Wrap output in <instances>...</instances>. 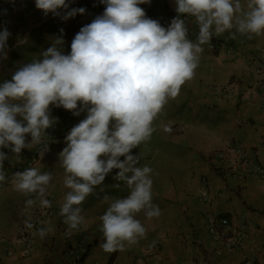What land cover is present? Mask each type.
<instances>
[{"label":"clouds","instance_id":"obj_1","mask_svg":"<svg viewBox=\"0 0 264 264\" xmlns=\"http://www.w3.org/2000/svg\"><path fill=\"white\" fill-rule=\"evenodd\" d=\"M99 2L105 5L103 13L74 35L70 52L64 51L61 28L46 50L15 70L10 80L0 82V187L8 178L4 161L9 157L2 149L9 148L19 156L22 149L43 143L42 158L49 145L46 130L60 137L68 131L64 129L67 113L79 116L86 111V117L65 136L66 146L58 154L67 189L59 214L69 229L86 226L81 205L118 169L113 179L125 182L130 192L112 200L99 217L104 237L101 247L116 251L145 236L146 228L137 213L145 210L149 218L161 215L152 200L153 169L138 166L140 155L131 150L151 138L154 121L194 76L203 45L213 36L226 31L232 38L237 34L248 39L264 36V0H174L177 15L167 27L148 17L140 6L151 0ZM35 6L44 15L51 13L61 20L86 12L84 7H70V0H35ZM190 17L199 27L195 42L188 35ZM10 36L7 27L0 30V59L8 57ZM26 43L27 37L17 40V46ZM56 107L63 108L59 111L65 116L52 115L51 109L57 112ZM56 121L61 124L53 128ZM164 130L171 128L165 126ZM22 157L21 161L27 156ZM17 169L12 174L14 189L34 194L25 203L26 211L37 203L41 209L51 207L46 197L52 173L39 167ZM24 224L33 229L30 214ZM41 224L44 226L33 235L43 239L53 226Z\"/></svg>","mask_w":264,"mask_h":264},{"label":"crops","instance_id":"obj_2","mask_svg":"<svg viewBox=\"0 0 264 264\" xmlns=\"http://www.w3.org/2000/svg\"><path fill=\"white\" fill-rule=\"evenodd\" d=\"M227 46L234 48L235 56L226 54ZM220 54L224 61H216L210 66L213 85L209 89L229 85L232 92L222 97L213 94L211 89L208 92L214 103V114H211L213 131L206 151L214 150L223 142L237 140L252 148L264 165V104L261 103L264 97V36L248 39L237 34L236 38L222 44ZM253 61L261 67L259 75L255 73ZM46 131L48 133V129ZM208 155L203 174L194 186L196 189L188 207V223L184 222L178 230H174L170 220L165 226L168 234L161 233L163 228L155 224L152 226L155 233L149 238L142 237L141 246L137 242L136 246L126 245L130 250L106 251L101 247L104 240L101 221L98 222L101 215L91 218L83 211L87 225L78 230L69 229L59 214L61 204L57 202L43 209L40 215L43 218L31 216L33 229L25 228L24 221L28 215L17 226L13 220L0 219V264H69L70 251L79 242L89 244L82 264H190L197 259H204L209 264H264V179L225 176L217 169L211 153ZM203 180L208 182L209 188L206 200L198 197ZM2 183V186L6 184ZM114 184L95 189L81 205L82 209H87L94 197L117 193L112 190L116 189ZM10 186H13L12 182ZM210 214L226 216L233 233L245 222L246 237L242 245L227 253L208 231L206 218ZM10 216H13L12 211ZM42 221L53 226V231L43 239L33 235L44 226ZM232 232L225 236H231ZM26 236L29 238L25 239ZM148 243L153 245V249H147ZM218 248L223 250L221 255L215 252ZM138 250L141 258L134 261ZM112 252L114 258L110 263ZM126 253L129 257H124Z\"/></svg>","mask_w":264,"mask_h":264},{"label":"rangeland","instance_id":"obj_3","mask_svg":"<svg viewBox=\"0 0 264 264\" xmlns=\"http://www.w3.org/2000/svg\"><path fill=\"white\" fill-rule=\"evenodd\" d=\"M1 4L3 5L2 13H0V30L7 27L11 36L8 38V57L7 59H0V82L10 80L15 70L46 50L51 44V38L61 34V28L64 29V51L65 53L70 52L74 35L83 25L90 23L97 15L102 14L105 7L99 0H70V7H84L86 12L78 13L68 20H61L60 17L53 16L51 13L44 15L43 11L38 9L32 0H2ZM140 6L142 7V5ZM143 7L146 9L154 7L160 17L168 24L177 15L174 0H151L150 4H143ZM189 20L190 22L185 21L188 27V35L195 42L199 27L194 17H190ZM20 37H27L28 43L17 46V40ZM231 40L233 38L226 31L220 36H213L209 43L203 45L204 51L194 76L181 86L178 96L168 101L162 114L154 121L155 131L151 138L131 150L132 154L140 155L138 166L149 165L153 169L152 200L161 210V215L153 218L147 217L145 210L136 214L137 219L146 228L144 237L149 238L152 233H155L152 230V226L155 224L163 228L161 233L168 234L165 227L169 225L167 221H171L175 231L184 222L188 223V207L191 205V199L194 196L196 189L194 186L203 174L205 162L209 158L208 154L212 152V150L206 151V148L210 146V136L213 131L211 114H214V103L208 93L209 86L213 85L210 66L216 61H224L220 54V48L222 44H227ZM52 107L55 108V106ZM56 108H58L57 112L55 110L53 112L51 109L52 115H61L56 118L65 116L64 112L59 111L63 108ZM86 114L85 111L81 112L79 116L72 115L73 123H79L86 117ZM60 124L61 122L56 121L52 127ZM165 126L170 127L171 131H165ZM69 131L70 129L62 136L57 137V134H53L54 132L49 130V135H47L48 150L42 158L39 154L44 150V144L34 146L31 150L22 149L19 156H15L9 148L2 149L9 158L4 161L8 178L6 184L0 187V219L8 222L13 220L14 226H17L21 220L26 218V215L30 214L37 217L41 215L43 209L39 207L38 203L27 211L25 209L26 201L29 198H34V194H24L14 188L9 189L13 187L10 186L12 174L18 171L17 168L20 166L18 163L22 162V156H28L35 150L38 151V157L31 167H39L41 171L51 172L53 175L46 198L51 201V206L57 202L63 203L67 189L63 185L64 170L60 167L58 154L66 146L65 136ZM117 171L119 170L113 169L106 176L103 185L95 188L118 183L119 186L112 189L117 193L113 194L112 192L110 195L94 197L87 209H83L86 216L92 218L95 215H102L112 200L126 197L129 194L130 189L125 182L113 179ZM104 196H108L109 199L105 200ZM11 211L13 212L12 217L10 216ZM142 243L140 238L138 244L141 246ZM148 244L147 249H153V245ZM134 245L136 246L137 243ZM126 250L130 249L125 246ZM124 257H129V254L126 253ZM138 258H141L140 250L135 252L133 260Z\"/></svg>","mask_w":264,"mask_h":264},{"label":"built area","instance_id":"obj_4","mask_svg":"<svg viewBox=\"0 0 264 264\" xmlns=\"http://www.w3.org/2000/svg\"><path fill=\"white\" fill-rule=\"evenodd\" d=\"M229 56H235V51L232 48H227L226 50ZM255 73L257 75L261 72V67L255 64ZM211 91L217 96H229L232 89L229 85L212 86ZM262 104H264V97L262 98ZM72 112H68L65 116L64 129H71L76 123H73ZM59 137V135H56ZM38 157V151L35 150L33 153L28 155L25 160L19 163L21 169L31 167L35 163V159ZM212 159L217 162V169L220 173L225 176L234 177L237 179H243L248 176H253L259 179H264V165L256 157V154L252 148L244 145L242 142L237 140H231L228 142H223L217 146L211 152ZM12 163V162H11ZM14 167V166H13ZM219 172V171H218ZM8 177V176H7ZM203 185L199 188L198 197L200 200H206L209 193L208 182L203 180ZM43 218L42 216H39ZM206 224L209 233H211L217 243L224 246L227 253L232 252L234 249L242 245L246 232L244 226L245 222H242L235 232L233 233V227L231 226L229 219L226 216L210 214L206 218ZM232 232V235L226 237L225 234ZM29 238L26 236L25 239ZM103 243V242H102ZM101 243V244H102ZM89 244L87 242H79L76 247H73L70 251V261L69 264H82L83 257L87 254L89 249ZM218 255H221L223 250L218 248L215 251ZM190 264H209L204 259L194 260Z\"/></svg>","mask_w":264,"mask_h":264},{"label":"trees","instance_id":"obj_5","mask_svg":"<svg viewBox=\"0 0 264 264\" xmlns=\"http://www.w3.org/2000/svg\"><path fill=\"white\" fill-rule=\"evenodd\" d=\"M142 7H143V5H142ZM143 8H144V7H143ZM144 9H145L146 14H147L148 17L159 20L160 23H161L163 26L167 27L168 22H166L164 19H162V18L160 17V15L157 13V11H156V9H155L154 7L147 8V9L144 8ZM122 158H123V157H122ZM113 258H114V252H112L111 255H110V258H109V262H110V263H111V261H112Z\"/></svg>","mask_w":264,"mask_h":264}]
</instances>
